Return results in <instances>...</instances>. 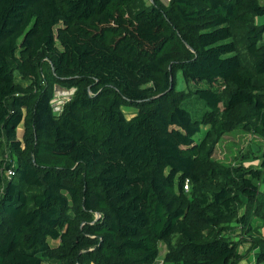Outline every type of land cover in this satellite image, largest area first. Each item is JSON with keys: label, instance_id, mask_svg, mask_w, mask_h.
<instances>
[{"label": "trees", "instance_id": "1", "mask_svg": "<svg viewBox=\"0 0 264 264\" xmlns=\"http://www.w3.org/2000/svg\"><path fill=\"white\" fill-rule=\"evenodd\" d=\"M262 14L0 0V264H152L160 242L169 264H264V150L259 167L212 157L225 132L264 138ZM56 86L73 91L55 103Z\"/></svg>", "mask_w": 264, "mask_h": 264}, {"label": "rangeland", "instance_id": "2", "mask_svg": "<svg viewBox=\"0 0 264 264\" xmlns=\"http://www.w3.org/2000/svg\"><path fill=\"white\" fill-rule=\"evenodd\" d=\"M146 3L149 0H144ZM167 2L168 0H162ZM176 87L183 88L185 87V82L180 70L176 72ZM56 95L55 103H60V101L67 99L71 93L72 88L58 87L56 86ZM123 112L127 117H130L134 114L137 108L132 106H121ZM22 134V120L17 125V136L21 137ZM262 150H264V138L253 134L244 129H234L228 132L223 133L219 140L214 145L212 152V157L221 161L225 164L236 163L240 160H243L245 165H251L259 167L260 162L262 161ZM1 192V190H0ZM176 238H173V242ZM239 250L243 253H250L251 248H248V243L244 242L240 245ZM165 254V244L163 242L159 243V255L154 263L152 264H169L163 261Z\"/></svg>", "mask_w": 264, "mask_h": 264}, {"label": "crops", "instance_id": "3", "mask_svg": "<svg viewBox=\"0 0 264 264\" xmlns=\"http://www.w3.org/2000/svg\"><path fill=\"white\" fill-rule=\"evenodd\" d=\"M261 2L264 3V0H261ZM256 22L257 23H263L264 24V14L262 15H259L255 18ZM263 37H264V34H263ZM261 225L259 227V232H260V236L262 237L263 241H264V209H263V212H262V216H261ZM257 252V246H253L251 248V251L249 254H247V258L245 257L244 258V261H249V260H253L254 257H255V254Z\"/></svg>", "mask_w": 264, "mask_h": 264}, {"label": "built area", "instance_id": "4", "mask_svg": "<svg viewBox=\"0 0 264 264\" xmlns=\"http://www.w3.org/2000/svg\"><path fill=\"white\" fill-rule=\"evenodd\" d=\"M63 101V100H62ZM62 101H60V102H62ZM12 172H13V169H12V167H5V168H3L2 169V174L5 176V177H9L11 174H12ZM187 182V181H186ZM184 188H188V185L185 183V185H184Z\"/></svg>", "mask_w": 264, "mask_h": 264}, {"label": "water", "instance_id": "5", "mask_svg": "<svg viewBox=\"0 0 264 264\" xmlns=\"http://www.w3.org/2000/svg\"><path fill=\"white\" fill-rule=\"evenodd\" d=\"M72 90H73V88H72ZM155 262V261H154Z\"/></svg>", "mask_w": 264, "mask_h": 264}]
</instances>
